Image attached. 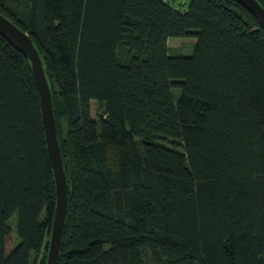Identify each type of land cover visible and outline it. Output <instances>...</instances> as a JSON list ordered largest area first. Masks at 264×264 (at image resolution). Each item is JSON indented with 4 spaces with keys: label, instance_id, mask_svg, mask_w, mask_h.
<instances>
[{
    "label": "trees",
    "instance_id": "obj_1",
    "mask_svg": "<svg viewBox=\"0 0 264 264\" xmlns=\"http://www.w3.org/2000/svg\"><path fill=\"white\" fill-rule=\"evenodd\" d=\"M0 15L51 93L58 264H264V28L247 9L0 0ZM170 39H194L192 55L170 56ZM55 205L31 66L0 36V264H46Z\"/></svg>",
    "mask_w": 264,
    "mask_h": 264
},
{
    "label": "water",
    "instance_id": "obj_2",
    "mask_svg": "<svg viewBox=\"0 0 264 264\" xmlns=\"http://www.w3.org/2000/svg\"><path fill=\"white\" fill-rule=\"evenodd\" d=\"M233 1L247 9L264 28V9L256 0ZM0 36L29 61L38 91L46 151L53 172L56 196L55 213L48 243L46 264H58L67 215L68 187L57 140L49 85L46 80L42 61L30 36L2 15H0Z\"/></svg>",
    "mask_w": 264,
    "mask_h": 264
},
{
    "label": "rangeland",
    "instance_id": "obj_3",
    "mask_svg": "<svg viewBox=\"0 0 264 264\" xmlns=\"http://www.w3.org/2000/svg\"><path fill=\"white\" fill-rule=\"evenodd\" d=\"M186 3L188 0H185ZM170 56L172 57H190L193 53L195 40L194 39H170L169 40ZM15 228V226H14ZM14 244H18L15 236Z\"/></svg>",
    "mask_w": 264,
    "mask_h": 264
},
{
    "label": "built area",
    "instance_id": "obj_4",
    "mask_svg": "<svg viewBox=\"0 0 264 264\" xmlns=\"http://www.w3.org/2000/svg\"><path fill=\"white\" fill-rule=\"evenodd\" d=\"M164 2H170L171 0H163Z\"/></svg>",
    "mask_w": 264,
    "mask_h": 264
}]
</instances>
